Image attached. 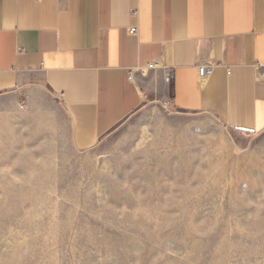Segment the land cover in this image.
<instances>
[{
    "label": "rangeland",
    "instance_id": "1",
    "mask_svg": "<svg viewBox=\"0 0 264 264\" xmlns=\"http://www.w3.org/2000/svg\"><path fill=\"white\" fill-rule=\"evenodd\" d=\"M247 144L152 101L78 149L51 99H1L0 264H264V159Z\"/></svg>",
    "mask_w": 264,
    "mask_h": 264
},
{
    "label": "crops",
    "instance_id": "2",
    "mask_svg": "<svg viewBox=\"0 0 264 264\" xmlns=\"http://www.w3.org/2000/svg\"><path fill=\"white\" fill-rule=\"evenodd\" d=\"M4 98L54 101L78 149L165 102L207 113L264 159V0H0Z\"/></svg>",
    "mask_w": 264,
    "mask_h": 264
},
{
    "label": "built area",
    "instance_id": "3",
    "mask_svg": "<svg viewBox=\"0 0 264 264\" xmlns=\"http://www.w3.org/2000/svg\"><path fill=\"white\" fill-rule=\"evenodd\" d=\"M129 33L130 34H135L136 33V27H131L129 29ZM153 67H154V64L153 63H150V64H148L146 66L147 69H151ZM211 71H212V68H211V65H209V64L200 65L198 67V74L202 78L209 76L210 73H211ZM129 78L130 79L132 78V73H129ZM165 80L166 81H170V74H168V75L165 76Z\"/></svg>",
    "mask_w": 264,
    "mask_h": 264
}]
</instances>
